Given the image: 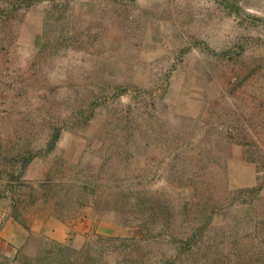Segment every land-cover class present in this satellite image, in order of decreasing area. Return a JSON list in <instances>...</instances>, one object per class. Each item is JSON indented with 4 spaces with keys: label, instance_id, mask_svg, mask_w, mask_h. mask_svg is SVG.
<instances>
[{
    "label": "rangeland",
    "instance_id": "1",
    "mask_svg": "<svg viewBox=\"0 0 264 264\" xmlns=\"http://www.w3.org/2000/svg\"><path fill=\"white\" fill-rule=\"evenodd\" d=\"M0 264H264V0H0Z\"/></svg>",
    "mask_w": 264,
    "mask_h": 264
}]
</instances>
